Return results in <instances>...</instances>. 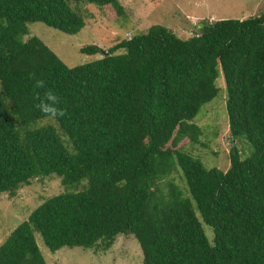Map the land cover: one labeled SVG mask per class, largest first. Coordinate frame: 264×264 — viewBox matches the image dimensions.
Segmentation results:
<instances>
[{
	"label": "trees",
	"instance_id": "trees-1",
	"mask_svg": "<svg viewBox=\"0 0 264 264\" xmlns=\"http://www.w3.org/2000/svg\"><path fill=\"white\" fill-rule=\"evenodd\" d=\"M84 1L126 14L119 0ZM36 21L69 34L85 26L70 0H0V193L52 174L66 190L9 234L0 264H48L37 233L53 252L134 235L144 264H264V12L202 21L187 38L154 24L108 50L82 47L102 57L76 66L23 38ZM221 73L233 141L253 147L242 158L234 145L226 171L180 145L199 143L194 119L219 95ZM48 90L63 117L36 108ZM179 170L187 194L168 179Z\"/></svg>",
	"mask_w": 264,
	"mask_h": 264
},
{
	"label": "rangeland",
	"instance_id": "rangeland-1",
	"mask_svg": "<svg viewBox=\"0 0 264 264\" xmlns=\"http://www.w3.org/2000/svg\"><path fill=\"white\" fill-rule=\"evenodd\" d=\"M126 14L119 16L112 6L100 7L84 0H70L72 6L85 17V26L76 34H69L44 22L28 24L27 40L32 36L41 38L69 66H76L102 54L91 55L81 48L97 44L108 50L111 46L134 33L143 32L154 24H162L178 36L187 38L196 34L202 21L222 18L244 19L264 12V0H119ZM219 95L206 103L194 119L202 129L198 144L185 140L180 145L188 153L199 158L207 168L218 167L224 171L231 165L230 153L234 145L242 158L253 150L245 137L233 141L227 112V89L221 73L217 79ZM1 90V85H0ZM43 120L37 125L48 123ZM56 174L32 179L20 188L16 195L0 193V245L9 234L32 211L50 196L66 190ZM187 194V183L179 170L168 177ZM160 184L163 192L169 191V181ZM199 214V213H198ZM210 240L214 238L213 228L203 223ZM37 240L48 264H144L141 245L134 235H118L109 249L64 246L56 252L51 251L37 233Z\"/></svg>",
	"mask_w": 264,
	"mask_h": 264
},
{
	"label": "clouds",
	"instance_id": "clouds-1",
	"mask_svg": "<svg viewBox=\"0 0 264 264\" xmlns=\"http://www.w3.org/2000/svg\"><path fill=\"white\" fill-rule=\"evenodd\" d=\"M43 81H37L36 87H43ZM61 98L53 90L44 93V100L36 104V108L40 110L48 119L55 120L63 117L66 109L61 107Z\"/></svg>",
	"mask_w": 264,
	"mask_h": 264
}]
</instances>
